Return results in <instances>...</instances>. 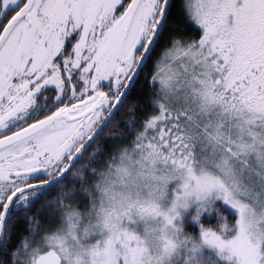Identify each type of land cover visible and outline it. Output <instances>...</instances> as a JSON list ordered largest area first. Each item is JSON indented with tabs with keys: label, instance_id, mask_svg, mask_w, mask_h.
Returning <instances> with one entry per match:
<instances>
[{
	"label": "snow or ice",
	"instance_id": "snow-or-ice-1",
	"mask_svg": "<svg viewBox=\"0 0 264 264\" xmlns=\"http://www.w3.org/2000/svg\"><path fill=\"white\" fill-rule=\"evenodd\" d=\"M0 264H264V0H0Z\"/></svg>",
	"mask_w": 264,
	"mask_h": 264
}]
</instances>
